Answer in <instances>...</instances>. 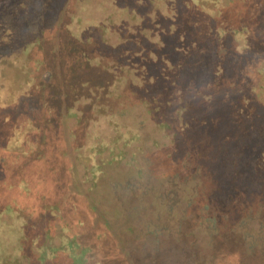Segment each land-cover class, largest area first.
<instances>
[{"label": "trees", "instance_id": "1", "mask_svg": "<svg viewBox=\"0 0 264 264\" xmlns=\"http://www.w3.org/2000/svg\"><path fill=\"white\" fill-rule=\"evenodd\" d=\"M49 16L59 28L55 37L46 33L54 22ZM2 30L4 63L29 69L32 64L34 72L29 89H0V133H5L0 264L24 263L26 250L38 264H137L149 235L156 256H167L158 263L156 256L145 257L148 264H264V224L255 229L246 223L263 213L244 199L249 185L264 186V152L254 165L245 160L246 146L235 152L244 157L241 161L233 159L229 148L214 152L212 132L198 129L197 117L184 115V100L172 107L173 96L187 97L190 88H200L191 99H200L211 111L220 92L224 107L241 123L249 97L232 96L223 80L230 75L245 83L250 65L258 70L264 63V0H0ZM13 52L20 60L9 55ZM21 84L28 87L29 82ZM211 87L216 94L206 92ZM51 89V99L74 122L68 131L71 153L58 151L62 159L57 163L47 154L59 147L49 112L54 104L47 103L52 102L47 99ZM27 98L28 108L21 111ZM19 120L36 130L41 148L17 150L25 132ZM145 125L151 128L150 144L161 153L167 155L179 143L187 147L178 170L170 167L173 175L163 178L147 204L153 213L145 223L146 246L141 241L135 253L131 236L137 235V212H130L135 193L140 187L144 195L154 190L143 166L150 147L144 141ZM49 182L60 195L57 202H49ZM96 190L115 197L111 215L101 210L98 245L71 233L72 228L77 233L85 229L84 222L69 225L56 213L68 206L70 216L80 214L79 201L67 199L72 193L96 213L95 201L86 198ZM190 211L197 215L193 222L186 217ZM4 215L8 222L1 220ZM55 221H64L56 234ZM118 222L123 229L113 233ZM125 235L130 239H120ZM174 236V243L166 241ZM231 245L235 254L223 252ZM249 248L254 253L247 254ZM177 250L183 252L181 260L172 256ZM60 254L69 262L61 263Z\"/></svg>", "mask_w": 264, "mask_h": 264}, {"label": "rangeland", "instance_id": "2", "mask_svg": "<svg viewBox=\"0 0 264 264\" xmlns=\"http://www.w3.org/2000/svg\"><path fill=\"white\" fill-rule=\"evenodd\" d=\"M50 15H52V13H50ZM49 17L51 18V20L53 19L54 22L53 24L49 25V28L46 29L47 30L46 33L48 35L55 37L56 35H58L59 28H56L57 26L55 25V18L54 17L52 18L51 16ZM51 20L49 21V23L51 22ZM4 25L8 27L9 22L7 23L5 21ZM3 33L4 32L2 30L0 32V36H2ZM5 53H6V48L0 46V89L3 90L2 88H6L8 91H11L13 89L18 90L20 86L22 87V89H25V90L26 88L29 89V86L32 87V81H31L32 76L31 75L34 72V66L30 64V69H29L28 67L26 68L19 67L20 63H15L12 65L10 62L4 63L5 61L3 58L5 56ZM14 53L15 52L10 53L9 55L12 57L13 55L16 56V53L15 54ZM212 53H213V56H216L214 49ZM256 56L260 58V56L258 55ZM15 59L20 60V58L17 56L15 57ZM249 61H247V63H249ZM250 66L251 67H249L246 70L247 77L245 79L247 80V82L243 83L244 81L240 77H236V76L232 77L230 75H227V78L223 80L225 81L223 86L230 91V94L232 96L237 97L238 95L244 94L249 97L248 99L249 108L246 111H244V116L242 117L240 124L236 122L235 118L231 115L230 110L229 109L227 110L226 107H224L223 100H222L223 98L221 96L222 94H220V92H217V95H214L215 97V100L213 101L214 108L211 111H208L206 109V105L203 104L200 101V99L199 100L191 99L192 98L191 96H194V97L196 96L200 88H195V89L190 88L189 93H187L189 94V96L187 97H184L185 95L183 94L173 96V98L176 100L172 102V107L173 109H176L182 106L183 100H184V102L186 103L184 104L185 106V109L183 111L184 115L186 117H194V116L197 117V120H198V122L196 123L197 128L201 129L202 127H204V129H206L208 127V129H210V131L212 132V137H213L212 146H213L214 152L219 151L221 153L222 151H224V149L229 148L231 152H234L233 159L235 161H241V160H244V157L236 156L235 152L237 149L240 148L241 145L246 146L247 155L245 157V160H247V163L254 165L253 162H256L257 158H260L261 157L260 155H262V153L264 152V63L261 66L257 67L259 68L258 70L253 65H250ZM44 77L46 78L47 76L44 75ZM218 77L220 78V75H217L216 82L220 83L221 81ZM20 80L29 82L28 87H26L25 85H22ZM46 80H48V78ZM253 88H255V90L257 91L253 92ZM14 90L12 92H14ZM208 90H206V92L211 91L212 94L213 93L216 94V91H217V90H213V87H211L209 91ZM52 91L53 89L50 90V93L47 96V99H50V101L52 102L47 101V103L54 104L53 106L50 105L49 112H50V115L53 116V120L55 122L54 123L55 132L53 135H54V138H58L59 143L57 142V139L55 140H56V145H58L59 147L56 149L55 147H53L51 151L48 149L47 154L51 156V158H54L55 156L53 161L54 162L56 161L55 163H57V162H60L62 159L61 156L56 154L58 151H63V152L68 151L69 155L71 153L70 145L72 144H70V142L72 143V141L69 140L68 138V131H69V128H72V124L74 125V122L69 123L67 121V118L65 117V114H66L65 110L61 109L54 99L53 100L51 99ZM31 92L32 90L30 89L29 96L31 95ZM254 93H257V96L253 95ZM28 100H29L28 98L25 100L27 104H24L21 101L22 109H20L21 106L18 105L21 111H25L28 108V104H29L27 102ZM14 102L11 101L10 103L14 104ZM36 107L37 105L33 106L35 110L34 111L35 117L38 120L39 111L37 112ZM18 123L25 130V132L23 133L24 135L23 140L21 141V143H19V147L17 148V150L21 149L24 151H27V150L36 151L37 149L41 148L40 142H39L40 139L37 136L36 130L31 129V126L30 124H28V122H25L24 124L23 121L19 120ZM201 124H204V125H201ZM142 130H143V133H145L144 141L146 142L147 146H150L149 150L146 152V161L143 166H144L145 172H147V174L151 178L150 185L154 187V190L152 191L151 194L147 192V195L146 194L144 195L142 194L144 190L140 187L139 190L136 191L135 193L136 200H134L133 209L130 208V210L132 209L130 212L132 211L137 212V213H133L137 215L134 218V220L137 219L135 221V227L138 228V230H135V233L137 235L131 236L133 243L136 245V247L134 245L135 253L140 250L138 246L140 242L142 241V239L145 240L146 237H148L147 231L149 228H148V224H145V223L147 222L149 218L152 217L151 214L153 212H151L152 209L151 207H148L147 204H150L153 202L154 193H156L155 189L157 188L158 190L160 188L158 184L162 182L163 178L173 175L174 171L172 172V169H170V167L172 166L173 169L176 168V170H178V167H179L178 163H181V161L183 160L184 151L186 150V147H187L186 143L185 144L179 143L177 147L173 149L169 148V150L167 151V155H166L165 153H161L159 149H156L155 147L153 148L152 145L150 144V142L152 143V137L148 133H151V128L145 125L142 128ZM4 136H5L4 132L3 134L0 133V154L4 153V149L2 147L5 144V138L4 139L1 138ZM170 152H172L174 155L172 156V158H169ZM179 174L182 175L180 172ZM62 177L63 175L60 176V178ZM48 185L49 186H48L46 193L50 195L49 202H52V198H55L54 200L57 202V198H59L60 195L54 194L57 191L55 192V189L52 188L51 182H49ZM247 190H248V196L247 198L244 197V199L248 203L249 202L257 203L260 206L259 209H261V210H258V213H263V217L258 216L261 219L256 220L255 217L253 218L252 216L250 220L249 219L246 220V223L248 222L249 226L253 227L255 225L254 227L256 229L258 225L261 224L262 222L264 224V186L249 185ZM9 192L10 191H8V195L13 194L12 190L10 193ZM41 194L43 193L41 192ZM112 194H113L112 192H109L107 190H96L94 194H91L86 197L87 199H89L88 202L95 201L94 206L97 208L98 211L96 213L99 212V215H95L96 213L90 212L88 207L85 204V200L81 199L80 197H77V195L74 196L73 193L67 199H71L73 197V198H76L75 201H79L80 206L78 207L80 209V214L73 213L70 216V213H68L69 212L68 206L61 207L60 211L62 213L57 211L56 209L57 207H55L56 213L57 215H59L60 218L66 219V222L69 225L76 224L79 221L84 222L87 225L85 229H82V227H80V229L78 230L79 233H77L76 231H74L76 229L72 228L73 231L71 229V233L75 232L76 235L77 234L80 235L82 237L83 242H87V243L91 242L95 245H98L102 241L96 238V235L98 232H100L99 229L101 227L100 226L101 225V218H100L101 210L106 211L109 215H111V211L113 210L115 211V209L112 206V201L114 200L115 197ZM0 197L3 198V196H0ZM106 209L107 210L110 209V211H107ZM33 214L35 215L36 213H33ZM154 214L156 213L154 212ZM186 217L189 218L188 220L191 222L197 219V215H195V212L193 211H190V213H188ZM1 220H3V222L4 221L8 222V216L7 215L2 216ZM63 222L64 221H59V222L55 221L52 224V227L54 228L53 232L55 234L58 232V230H60V228L63 225ZM125 227H126V224H125ZM122 229H123L122 224L118 222L116 225L113 226V230H114L113 233L121 232ZM143 230H145L146 232ZM120 239L127 241L130 239V237L125 235L124 237L122 236ZM134 239H138V240H134ZM175 239H178V238H176V236H174L173 238L167 237L166 241H171L174 243ZM146 242H147V246L144 242V246H146L145 247L146 249L144 250L145 253L143 254V256L140 257L138 254L136 255V256H139V258L137 259L138 260L137 264H148L144 261L145 257L152 258L156 256V254L153 252V248L151 247V244L155 243V239L149 235ZM111 245H112V242L110 246ZM234 251H235V245H231L230 247H227V248L225 247V250H223V252H226L227 254H235ZM249 251L254 253L253 248L247 249L246 253L249 254L250 253ZM256 252L258 253V255H261L260 250H257V248H256ZM24 254H26L27 260L21 264H38V262L36 261L35 255L33 256V254L30 251L26 250ZM166 256L157 254L156 256L158 260L157 263L164 260ZM172 256L179 258L177 260H181L180 257L183 256V252H181L180 250H177V252H174ZM231 256H234V255H231ZM228 258L231 259L232 257H228ZM233 258H236V257H233ZM60 262L68 263L69 260L66 259L65 255L60 254ZM253 264H256V262H253ZM257 264H259L258 261H257Z\"/></svg>", "mask_w": 264, "mask_h": 264}]
</instances>
